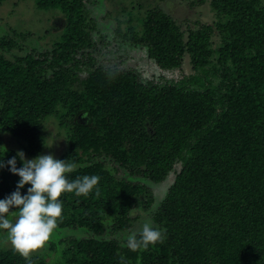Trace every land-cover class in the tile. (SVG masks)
Segmentation results:
<instances>
[{"label":"trees","instance_id":"obj_1","mask_svg":"<svg viewBox=\"0 0 264 264\" xmlns=\"http://www.w3.org/2000/svg\"><path fill=\"white\" fill-rule=\"evenodd\" d=\"M34 1L54 11V38L41 50L25 45L33 32L0 34V132L19 142L0 137V156L55 152L57 131L66 147L53 155L76 165L68 178L100 179L98 195L62 194L31 264H264V0H210L214 20L185 29L160 7L129 11L117 36L163 70L188 56L193 72L178 79L101 60L85 0ZM169 174L155 205L146 180ZM18 180L0 168V199ZM136 207L163 239L132 251ZM7 241L0 232V264H28Z\"/></svg>","mask_w":264,"mask_h":264},{"label":"rangeland","instance_id":"obj_2","mask_svg":"<svg viewBox=\"0 0 264 264\" xmlns=\"http://www.w3.org/2000/svg\"><path fill=\"white\" fill-rule=\"evenodd\" d=\"M89 15L94 19L95 30L93 36L96 39V54L101 60L118 63L121 67L136 70L141 78L152 79L159 75H165L168 78L178 79L184 73L193 72L192 64L188 56L180 68L163 70L153 59L147 55L146 48L132 47L116 34V29L120 20L127 19L129 11L135 14H142L147 7H160L171 14L185 29L188 25H195L197 22L211 23L214 20V12L211 8L210 0H85ZM192 1V2H191ZM191 2V4H189ZM142 3L143 6L140 7ZM132 12V13H133ZM51 9H39L34 0H6L0 3V34L11 31L15 28L19 31L33 32L25 41V45H36L38 48L45 49L50 45V40L54 36L48 30L54 26L57 17ZM102 53V54H101ZM51 117L45 119L46 127H52ZM58 126V125H57ZM59 127V126H58ZM57 132V131H56ZM55 131H49L51 140L55 141L56 156L61 154L66 147L65 139L62 136L54 139ZM0 137L4 139L7 146L19 148L18 138L4 132H0ZM49 140H47V144ZM46 147L41 154H54V151H46ZM36 157V156H35ZM35 157H31L35 158ZM171 174L161 182L146 180L151 188L155 202L161 201L167 189L172 182ZM135 215L138 217L134 230H139L137 223L142 224L148 221L143 217L147 212L141 207H136ZM127 234H133L129 231ZM7 245L11 246L7 241ZM40 249V248H39ZM38 249V250H39ZM41 252V251H40Z\"/></svg>","mask_w":264,"mask_h":264},{"label":"clouds","instance_id":"obj_3","mask_svg":"<svg viewBox=\"0 0 264 264\" xmlns=\"http://www.w3.org/2000/svg\"><path fill=\"white\" fill-rule=\"evenodd\" d=\"M108 75L111 79L113 73ZM5 154L0 156V168L7 166L11 173L18 175L19 180L16 190L0 199V232L6 234L12 250L31 264V254L49 240L62 217V194L74 193L79 197L95 191L98 195L100 177L84 175L69 179L67 174L74 171L76 165L68 160L57 159L52 154H40L27 159L25 153L19 150L6 162ZM18 160L22 165L20 167L17 166ZM26 185L30 187L26 194H22L21 190ZM162 239L160 229L144 223L139 239L136 234H130L125 243L129 250L136 251L141 247L147 249L150 245L162 242Z\"/></svg>","mask_w":264,"mask_h":264}]
</instances>
